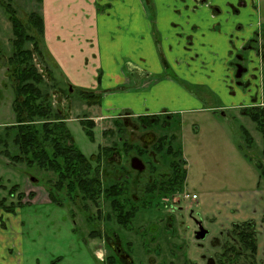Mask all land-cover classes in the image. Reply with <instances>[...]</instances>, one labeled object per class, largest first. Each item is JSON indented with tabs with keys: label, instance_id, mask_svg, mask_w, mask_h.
Returning <instances> with one entry per match:
<instances>
[{
	"label": "rangeland",
	"instance_id": "obj_1",
	"mask_svg": "<svg viewBox=\"0 0 264 264\" xmlns=\"http://www.w3.org/2000/svg\"><path fill=\"white\" fill-rule=\"evenodd\" d=\"M219 1L226 3L228 0ZM8 2L24 21L32 11L42 13L43 8L37 0H0V133L5 126L15 122L13 112L15 94L7 65V60L13 53L12 24L4 8V4ZM238 17L239 19L232 21L231 26L228 22L231 29L230 34L228 32L229 36L234 34L235 38L241 39L237 42L234 38L236 46L256 31L253 22L256 27L259 26L260 32L264 33V0H252L249 8H244ZM46 50L40 63L43 67L49 68L54 79L58 80L60 90L65 91L53 92L52 102L55 109L67 119L66 124L76 146L89 160H100L105 163V168L109 165L106 162L112 160L129 161L133 152L130 154L129 151L121 152L120 156H114L112 153L113 146L119 148V151L123 150L121 149L123 143L120 141L122 135L117 133L113 121L116 120V115H123V118L127 114L133 115L129 117L132 125L126 129L122 141L131 149L132 146L141 149L142 144L138 136L143 132L141 130L138 132V128H135L138 124V114L134 110L123 109L111 115L112 111H108L109 114L103 113L102 106H87V102L81 98L80 90L74 89L73 92L68 90L57 65L49 62L51 56L47 46ZM247 55L249 59L250 54ZM212 67L208 68L210 73H205L212 79L209 84L203 82L205 77L198 76L196 79L191 78L196 81L194 84L185 85L190 91L200 93L202 100L193 96V100L186 99L185 94L179 91L175 94L172 91L165 98L168 113H178L177 117L181 121L180 128H173L166 134L169 137L175 134L187 163L186 192L183 196L185 193L190 196L196 195L197 200L182 199L180 204L156 200L149 212L137 215L133 223L129 224L132 227L138 224L144 226V234L140 237L142 242L140 240L139 244L135 245L133 242L132 246L136 264L141 262L148 264L146 254L152 252L156 255L158 251L162 252L166 264H183L185 260L199 262L204 255L212 253L215 254L214 258H217L219 253L218 250L214 252L212 249L211 239L223 232V229L247 221H253L256 225L258 259L264 261V128L258 126L250 115L238 109L242 102L241 97L238 96L239 94L237 96L230 94L221 83L222 79L219 75L221 77L224 75L221 72L223 65L216 70ZM66 93L69 94L68 97ZM155 107L159 106L155 105ZM192 109L196 110L192 111ZM85 115L94 120V141L90 140L80 124V119ZM122 120L124 119L121 118ZM109 130H113L114 135H105ZM153 133L160 137V132ZM162 144L166 145L167 142ZM153 148L155 146L151 150ZM10 150L16 152L12 143ZM105 150H108L109 154ZM3 152L4 147L0 146V201H3L7 207L14 204L17 207L15 212L21 213L18 223L20 222L21 226L23 244L21 251L24 263L109 264V259L114 258V253L104 244L101 245L99 241L94 240L95 236L91 235L94 231H96L94 234L100 235L101 228L93 227L90 223L88 225V214L63 197L66 189L65 186L59 185L57 175L52 171L29 167L26 163L15 164ZM155 158L159 163L164 161L167 165L163 164L159 167L163 173L170 172L169 165L177 162L170 156L161 157L157 154ZM51 188H54L56 193ZM10 191L15 193L11 194ZM51 192L60 204L50 203ZM21 195L23 197L19 199ZM19 201L22 206H18ZM77 204L90 206L96 219L97 211L92 203L77 201ZM108 209L109 206L105 203L103 211L108 213ZM167 215L174 217L173 228L168 232L164 228ZM106 219L104 218L103 222ZM197 222H201L210 232L206 241H203V248L195 241ZM115 224L113 220L107 225L109 227L104 224L106 231L109 230L108 228L110 230L116 228ZM104 225L100 224L101 227ZM110 230L108 232H111ZM118 230L120 237H123V246L128 250L129 246L125 243L128 240L126 238H129L128 228L122 226ZM140 231L138 227L137 233ZM153 236L160 242L153 243L151 240ZM167 241L170 246L165 245ZM96 251L101 257L103 256L104 261L98 260ZM152 253H150L151 258L156 261L162 259Z\"/></svg>",
	"mask_w": 264,
	"mask_h": 264
},
{
	"label": "crops",
	"instance_id": "obj_2",
	"mask_svg": "<svg viewBox=\"0 0 264 264\" xmlns=\"http://www.w3.org/2000/svg\"><path fill=\"white\" fill-rule=\"evenodd\" d=\"M210 1L42 0L46 46L64 80L76 89L101 94L103 113L121 108L138 115L160 113L168 108L165 98L172 91L182 92L186 99L193 98L180 83L169 79L150 92L124 94L121 89L135 82L127 69L159 76L168 68L174 77L193 83L196 81L186 68L193 70L207 58L209 67L216 70L218 62L221 68L231 55V41L235 38L234 34L229 36L228 22L231 26L239 17L229 13L226 3ZM217 4L221 12L213 11L212 6ZM155 33L161 35L166 62L159 56ZM190 39L194 42L191 45ZM204 77L203 82L212 81ZM219 78L222 79L220 75ZM20 217L21 213L0 208V264H25Z\"/></svg>",
	"mask_w": 264,
	"mask_h": 264
},
{
	"label": "flooded vegetation",
	"instance_id": "obj_3",
	"mask_svg": "<svg viewBox=\"0 0 264 264\" xmlns=\"http://www.w3.org/2000/svg\"><path fill=\"white\" fill-rule=\"evenodd\" d=\"M199 2L203 4H208L211 2L210 0H198ZM252 3V0H237L236 3L231 2V0H228L226 2L227 7L229 8V13L238 16L241 14L242 10L244 8H249V5ZM212 9L214 12H221L222 8L220 5H214L212 6ZM246 10V9H245ZM253 27L256 28V31L246 40L244 39L241 45L238 47L236 46L234 41L232 40V44L234 47L230 50V59H226L223 61V64L225 63V71L223 72L222 76V84L225 86L227 90L230 91V94L241 97L242 102L238 109L242 111L244 114L249 113H259L260 115L264 116V33L260 32L259 26L256 27L255 23L253 22ZM217 30V29H216ZM161 35L155 33L154 39L156 42V46L158 49L159 56L161 57V60H165V57L163 56L162 51V40ZM192 39V38H191ZM188 40V44L191 45L194 42L192 40ZM189 49V47L187 48ZM239 52L238 54H236ZM248 54H250V57L248 59ZM232 58V61H231ZM207 61H210V59H206V61L201 60V65L196 64L195 60V68L193 70L190 68L188 69L189 73H187L191 78L196 79L198 76L204 77L205 73L208 74L210 72H207L209 66L207 65ZM249 61V63H247ZM222 64V63H221ZM222 64V65H223ZM220 66L218 62L214 67L218 69ZM227 67V68H226ZM163 74L159 76L149 75L146 72H142L140 70H137V68H128L127 72L131 77L135 79V82L133 84H128V86L124 87V90L122 92H130V93H141L144 91H149L157 84L162 83L164 80H171L174 82L180 83V85L183 86L184 90L188 92L193 98H197L202 100V96L194 93L193 91H190L186 86L188 84L191 86L195 82L191 83L190 81H186L185 79H180V77H174L173 73L168 71V68L165 70L163 69ZM172 78L170 77V74ZM203 73V74H202ZM233 73V74H232ZM225 74H228L225 75ZM232 74V75H231ZM235 74V75H234ZM170 77V78H169ZM209 77V76H207ZM173 79V80H172ZM66 85L68 90L70 89L72 92L75 90H80L82 93L83 91L93 92L95 95H99L94 90H83V89H76L73 87L70 83H68L66 80ZM58 80L54 79V84H56L55 88H51V93L53 96L54 93L59 92H65L63 90H60V87L58 85ZM51 84V83H50ZM186 85V86H185ZM146 88V89H144ZM254 90V92H253ZM263 90V91H262ZM70 91V92H71ZM118 91V90H117ZM239 91L240 93H238ZM262 91V92H261ZM66 92H68L66 90ZM69 93V92H68ZM69 94L66 93V96L68 97ZM102 97V96H101ZM81 98L84 100V98L81 96ZM101 99L99 106H102ZM87 106L88 102H87ZM97 106V105H93ZM89 106V107H93ZM249 109V110H248ZM258 109V111L255 112V110ZM123 109L120 110H112L111 115H114L113 113L117 114L121 112ZM128 110V109H126ZM130 110V109H129ZM196 109H192V111H195ZM169 111L164 109L160 111V113L156 114H143L137 116V127L138 132L141 130L143 132L142 135H139V139L141 142V149H137L135 146L131 147L127 146L126 142H123L124 139L122 138L123 135H126V129L129 128L130 125H132V122L129 120L130 116L127 114L126 117L117 116L116 120H119L120 122L117 123L118 128L115 126L116 130H121V138L120 141L123 143V149L122 151H119V148L112 147V153L117 156H120L119 153L124 152L129 154L133 152V156H131L129 161L127 162H121L120 160L110 161L106 162L108 167L105 168V163L101 162L100 160H94L89 162L92 166V170L90 173L92 174H99L101 185L103 187V191L100 195V202L98 204L91 202L96 207V219L93 216V213L91 212L90 206L87 205H78L77 200L69 199L70 197L66 192L63 194V197L70 201V203H73L79 210H83L88 214V225L89 223L94 227L101 228L100 235H97L96 233L92 232V237L95 235L94 240H97L100 242V244H104L105 247H108L112 250L114 253V258L112 257L109 259V263L112 262V264H136L135 257L133 251V242L135 244H139L141 235L144 234L143 227L144 226H138L134 225L133 227L129 224H132L135 218L138 214H143L146 212H149L151 205L156 200L158 201H166L167 202H173V204H180L182 202V199L184 200H197V196H190L189 194H186L183 196L185 190V185L187 182V178L185 179L184 186L182 190H178V188L181 186L180 182L176 183V180L174 181L173 176L176 172H179L178 169H183L182 165L184 164L182 161H179L177 165L174 166V162L169 165L170 172L163 173L159 167H161L163 164H165L164 161H157V154L161 155V157H165V153L162 150V143H165L166 141L169 142L172 137L175 136V134H171L170 137L166 134L169 133L177 127L180 128L181 121L177 117L178 113H168ZM62 114V113H61ZM150 117L152 122V125L150 124H143L140 123L139 118L140 117ZM121 118L124 119L121 121ZM160 118V119H158ZM87 119L92 120L88 116H84L81 120ZM67 123V119L65 120ZM68 126V125H67ZM82 126V125H81ZM120 126V127H119ZM69 128V127H68ZM133 129V128H132ZM70 130V129H69ZM134 130V129H133ZM119 131H117L118 134ZM154 131L160 132V137H157ZM176 137V136H175ZM123 140V141H122ZM114 145V144H113ZM155 146L151 150V148ZM168 147V146H166ZM130 148V150H129ZM136 154V155H135ZM185 157V156H183ZM178 165H180L178 167ZM167 166V165H166ZM187 170V163L183 166ZM107 169V170H106ZM188 173V170H187ZM180 172L178 173V181H179ZM176 183V185L173 187L172 184ZM107 187H111V190L114 192H111V196H108ZM173 188L176 189V192L169 193L166 191H170ZM55 193V189L51 188ZM120 193V194H118ZM51 195L53 193L51 192ZM36 197V196H35ZM195 197V198H194ZM161 198V200H160ZM50 203H54V199ZM109 206L108 213L103 211V206L105 203ZM3 209V208H2ZM174 212V210H173ZM120 214H126L128 216H131L132 219L130 220V223L127 226H124V228H128L127 233L129 234V238L125 243L128 247V250H126L123 246V237H120V231L118 230L119 227H122L123 225H120L117 222V217ZM104 218H112L111 220L115 221L116 228H113L110 230L111 232L106 231L105 225H109L111 220H107L103 222ZM92 219V220H91ZM95 220V221H94ZM165 225L164 228L168 232V230L172 229V223L174 222V217L171 215H167V218L164 220ZM103 223V227L100 226V224ZM254 224V230L256 233V242H257V251L255 255L252 257L251 253L245 250L244 246H242V243H240V236L246 233L249 230H246V226ZM109 227V226H107ZM141 230L139 233H137V228ZM256 225L253 221H247L242 223H236L227 229H223V232H221L218 236H214L211 239L212 249L215 251L218 250L217 258L214 253L209 255H204L202 258V261L199 262H192L190 260H185L183 264H257L263 263L264 261H261L258 259V238H257V229ZM209 231L203 227V224L201 222H197V230L195 231V241L200 247H204L203 241H206V238L209 236ZM102 234V235H101ZM204 235L202 238L201 236ZM125 239V238H124ZM153 243H158L160 240H158L157 237H152ZM142 242V240H141ZM162 242V241H161ZM164 243V241H163ZM165 245H169V242H165ZM170 246V245H169ZM102 248V246H101ZM101 250V249H100ZM149 252L147 255L148 258V264H166L165 261L162 258V252L158 251L156 255L157 258H162L160 260H155L154 258L150 257ZM96 256L98 260L104 261L103 256L101 257L100 254H98V251H96ZM174 256V255H173ZM174 259L176 258L173 257ZM140 264H145L140 263ZM174 264V263H172Z\"/></svg>",
	"mask_w": 264,
	"mask_h": 264
},
{
	"label": "trees",
	"instance_id": "obj_4",
	"mask_svg": "<svg viewBox=\"0 0 264 264\" xmlns=\"http://www.w3.org/2000/svg\"><path fill=\"white\" fill-rule=\"evenodd\" d=\"M37 1L42 4V0ZM4 8L13 30L11 40L13 53L8 58L7 65L15 94L13 100L15 122L5 126L0 133V146L4 147L3 154L15 164L26 163L29 167L54 172L59 185L65 186L69 199L85 204L91 202L98 204L103 191L100 176L90 173L92 166L89 162L92 160H89L76 146L74 137L66 124L65 116L55 109L51 93V88L56 87L54 76L48 67H43L40 63L47 51L43 13L32 11L24 21L9 2L4 4ZM49 59H51L49 62L55 64L51 57ZM82 97L89 106L100 104L102 99L101 96L88 91H83ZM248 115L257 122L258 126L264 128V116L252 112ZM151 119L148 116L140 117L138 121L152 125ZM113 122L118 128L117 123L120 121ZM80 124L89 135L90 140L94 141L95 123L92 120L83 119ZM119 133L121 135L122 131L120 130ZM109 134L114 135L113 130L105 133V135ZM10 143L16 152L10 150ZM162 150L164 153L166 152L164 156H170L177 160L174 162V166L179 161L184 163L183 169H178L180 172L179 181V172L173 176L174 181L181 184L178 190H182L187 178V170L183 167L186 161L181 146L177 143V137H172L166 145H162ZM105 151L109 154L108 150ZM176 183L174 182L172 186L174 187ZM58 188L61 189V187ZM106 192L108 196H111V192L114 191L111 190V187H107ZM166 192L174 193L176 189L173 188ZM10 193L14 194L15 192L10 191ZM22 197L21 195L19 199ZM51 198L55 197L51 195ZM54 202L60 204L56 199ZM18 206H22L20 201ZM0 208L6 212L15 213L17 207L14 204L7 207L3 201H0ZM131 219V216L120 214L117 217V222L127 226ZM246 227V230L249 231L241 235L239 239L245 250L253 257L257 251L254 224H247Z\"/></svg>",
	"mask_w": 264,
	"mask_h": 264
},
{
	"label": "water",
	"instance_id": "obj_5",
	"mask_svg": "<svg viewBox=\"0 0 264 264\" xmlns=\"http://www.w3.org/2000/svg\"><path fill=\"white\" fill-rule=\"evenodd\" d=\"M32 180H33L34 182L36 181V180H34V179H32ZM201 237L203 238V237H204V235H202Z\"/></svg>",
	"mask_w": 264,
	"mask_h": 264
},
{
	"label": "built area",
	"instance_id": "obj_6",
	"mask_svg": "<svg viewBox=\"0 0 264 264\" xmlns=\"http://www.w3.org/2000/svg\"><path fill=\"white\" fill-rule=\"evenodd\" d=\"M195 198V197H194Z\"/></svg>",
	"mask_w": 264,
	"mask_h": 264
}]
</instances>
